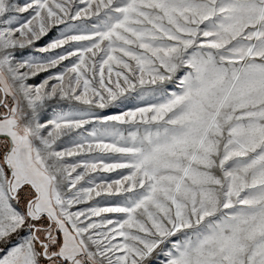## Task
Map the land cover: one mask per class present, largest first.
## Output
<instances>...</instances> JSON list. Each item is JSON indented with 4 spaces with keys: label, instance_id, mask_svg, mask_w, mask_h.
<instances>
[{
    "label": "snow or ice",
    "instance_id": "snow-or-ice-1",
    "mask_svg": "<svg viewBox=\"0 0 264 264\" xmlns=\"http://www.w3.org/2000/svg\"><path fill=\"white\" fill-rule=\"evenodd\" d=\"M0 264H264V0H0Z\"/></svg>",
    "mask_w": 264,
    "mask_h": 264
},
{
    "label": "rangeland",
    "instance_id": "rangeland-1",
    "mask_svg": "<svg viewBox=\"0 0 264 264\" xmlns=\"http://www.w3.org/2000/svg\"><path fill=\"white\" fill-rule=\"evenodd\" d=\"M22 15H26V14H22ZM51 35H55V33L50 34V36H48V37H44V38H42L40 41L37 42V45H39V46H43L44 44H46V43L49 41V39L51 38ZM51 71H52V72H55L56 70H55V69H52ZM45 75H47V74H46V73H41L39 77H35V78H33L30 82H31V83H39L40 80H41ZM100 175H102V176H115V173H101Z\"/></svg>",
    "mask_w": 264,
    "mask_h": 264
}]
</instances>
